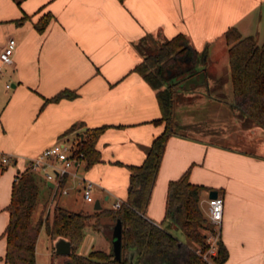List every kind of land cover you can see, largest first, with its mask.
I'll return each mask as SVG.
<instances>
[{
  "label": "crops",
  "instance_id": "0c3cea01",
  "mask_svg": "<svg viewBox=\"0 0 264 264\" xmlns=\"http://www.w3.org/2000/svg\"><path fill=\"white\" fill-rule=\"evenodd\" d=\"M45 14L50 19L39 32L34 25ZM231 27L262 44L264 0H0V52L10 38L16 42L13 62L0 71V151L12 157L0 165V264L13 178L45 148L71 145L72 136L58 137L72 125H82L79 133L105 127L95 144L99 161L86 170L82 162L80 168L93 183V202L85 210L95 211V201L110 209L126 199L127 167L143 162L164 129L155 122L161 117L156 91L135 67L176 35L196 51L206 50V61L197 68L204 79L189 88L184 84L177 95L175 122L183 130L166 142L145 216L155 224L163 221L168 183L188 172L190 183L205 188L201 207L210 191L223 197V264H264V129L234 105L224 39ZM64 90L75 96L45 103ZM66 185L72 188L71 182ZM65 198L51 196L47 208L69 209ZM41 210L39 203L34 220ZM113 225L106 228L110 236ZM100 234L106 246L108 239ZM94 243L91 235L82 253L97 248Z\"/></svg>",
  "mask_w": 264,
  "mask_h": 264
},
{
  "label": "trees",
  "instance_id": "16d2710c",
  "mask_svg": "<svg viewBox=\"0 0 264 264\" xmlns=\"http://www.w3.org/2000/svg\"><path fill=\"white\" fill-rule=\"evenodd\" d=\"M49 19L50 15L45 14L35 23L36 30L42 32ZM224 39L228 46L234 105L252 125L264 129V41L259 45L253 36H241L235 27L225 31ZM205 61L206 50L198 52L183 35H176L160 43L135 67L156 91L161 117L155 122L163 123L164 129L149 145L143 162L127 167L130 172L127 197L117 209L74 212L56 204L47 208L52 186L39 174L28 170L17 174L6 208L9 219L3 233L6 237L4 264H36L35 246L42 227L51 241L63 237L70 242L71 254L67 258L73 264H208L194 252L196 248H207L206 236L214 231L199 203L205 188L190 183L188 172L168 183L163 221L155 224L145 216L166 142L178 131L175 122L177 95L184 88V81L197 74V68ZM168 70L174 72L172 76H167ZM74 96L71 91L64 90L46 99L45 103ZM81 128V124L72 125L58 140L66 141L72 136V154L83 155L86 170L99 161L95 144L105 127L84 128L79 133ZM65 183L63 179L61 187ZM43 184L47 185L45 190ZM39 203H42V210L34 220ZM105 219L110 220V225L117 219L121 221L120 259H114L112 248H93L86 254L78 253L87 230L102 233L111 241L106 231L110 225L104 223ZM164 222H168V226H163ZM171 227L179 229L187 243L180 242L170 232ZM216 250L211 262L223 264L227 250L220 240ZM131 253H134L132 263Z\"/></svg>",
  "mask_w": 264,
  "mask_h": 264
},
{
  "label": "built area",
  "instance_id": "2783aa9c",
  "mask_svg": "<svg viewBox=\"0 0 264 264\" xmlns=\"http://www.w3.org/2000/svg\"><path fill=\"white\" fill-rule=\"evenodd\" d=\"M16 42L10 38L5 47L0 52V71L3 64H11L13 62V52ZM9 87V85H7ZM73 149L71 145L66 143L57 142L38 155L29 160L26 170L39 174L45 181L52 184V198L59 195H68L69 187L67 182H71V187L76 188L81 195L82 199L86 202H93L92 186L93 183L84 179L80 173L81 164L83 162V155L78 157L72 154ZM12 157L0 151V165L6 166L10 164ZM18 179L16 175L13 182ZM66 179V183L61 187L62 180ZM121 201L116 200L113 208L117 209ZM223 197L217 195L213 198H208L203 209L204 216L207 221L213 226V232L206 236L207 248L194 249V252L201 257L203 261L212 264L211 258L216 255L217 242L219 240V227L223 221Z\"/></svg>",
  "mask_w": 264,
  "mask_h": 264
},
{
  "label": "rangeland",
  "instance_id": "374dc122",
  "mask_svg": "<svg viewBox=\"0 0 264 264\" xmlns=\"http://www.w3.org/2000/svg\"><path fill=\"white\" fill-rule=\"evenodd\" d=\"M207 72H208V75H213V74H210L211 73L210 69L207 70ZM173 73L174 72L172 71L169 73V75L172 76ZM221 76H222L221 81L223 85H226V82L228 81L227 72H224V73L222 72ZM223 89L225 90V88ZM180 93L181 92H179L178 94ZM180 130H183V129L178 128V132H180ZM63 196L66 197L65 200H67V203H68L67 206L71 211L77 212L79 210H82L84 212H87L85 209L91 206V203H88L82 199L81 193L78 190H76L75 187L69 190V195H63ZM71 200L73 201L71 202ZM201 208L203 211L205 206L203 205ZM167 223L168 222H165V226ZM171 228L173 231H170V232H172V234L176 238H178L180 242L187 243V240L184 234L179 229L173 228V227ZM91 235L94 237V241H95L94 246H97V248L105 249L106 246L108 248L107 250L112 248L110 240H108V244L106 243V246H105V240L100 233L98 234V233H94L91 230H88L85 232V236L81 242L80 247L77 250L78 253L83 254L82 251H84L87 248V245L89 244V238ZM35 258H36L35 259L36 264H63L65 261L68 260V258L65 256L57 255L53 253L52 247H51V239L46 234L44 227L41 228L38 239H37V244L35 246Z\"/></svg>",
  "mask_w": 264,
  "mask_h": 264
},
{
  "label": "water",
  "instance_id": "95a60500",
  "mask_svg": "<svg viewBox=\"0 0 264 264\" xmlns=\"http://www.w3.org/2000/svg\"><path fill=\"white\" fill-rule=\"evenodd\" d=\"M204 79V73L199 72L197 75H193L190 78H187L184 82L185 87L189 88V85H199L202 84ZM217 196L216 191H210L209 192V198H213ZM100 205L98 201H95V204L93 206L94 210H100ZM121 232H122V224L119 219L116 220L115 224L111 228V245H112V253L113 257L116 260L120 259L121 254ZM53 252L57 255H62L65 257H69L71 254V244L70 242L63 238L58 237L53 240ZM134 257V253H131L130 262L132 263ZM63 264H73L71 261L67 260Z\"/></svg>",
  "mask_w": 264,
  "mask_h": 264
}]
</instances>
